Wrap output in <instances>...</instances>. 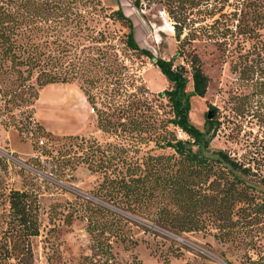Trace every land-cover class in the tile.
I'll use <instances>...</instances> for the list:
<instances>
[{
	"label": "trees",
	"instance_id": "trees-1",
	"mask_svg": "<svg viewBox=\"0 0 264 264\" xmlns=\"http://www.w3.org/2000/svg\"><path fill=\"white\" fill-rule=\"evenodd\" d=\"M121 1L114 0L116 9L110 10L108 17L127 29L125 48L148 58L168 83L166 89L152 94L155 101L147 97L148 91L142 86L125 89L126 67L108 46L85 47L79 53L74 51L73 56L62 46L58 48L60 54L53 56L50 67L41 71L36 82L41 90L50 84L71 82L69 74L99 81L105 91L109 90L105 92L107 111L97 112L101 130L124 141H139L134 142L135 150L136 143L147 142L159 149L172 150L171 154L146 153L132 159L130 145L107 143L102 152L96 147L83 158L89 171L101 174L100 182L91 192L96 200L117 206L151 230L159 226L177 233L214 229L215 238L228 237L234 215L251 205H259L249 191L254 186L248 177L254 172L225 150H211L207 131L199 130L189 120L190 98L204 97L209 82L191 45L193 40L202 38L220 49L236 43L242 51L245 49L242 46L249 43L241 57L245 61L251 57L247 71L253 75L255 68L264 62V0H235L230 11H224L225 3L230 5L227 0L215 4L210 0H126L139 12L144 2L158 3L171 18L177 49L170 60L157 58L138 44L134 38L135 24L125 14ZM98 7L101 9L99 0H0V91L5 78H11L12 82L22 80L37 66L43 52L42 43L35 39L41 38L43 45L50 46L55 41L51 40L53 37L62 39L60 27L67 23L81 29L87 23L86 17ZM177 57L185 65L174 64ZM190 80L192 90L188 91ZM19 85L9 92L3 91L7 102ZM39 91L34 94V105ZM83 92L90 104L89 96ZM161 99L168 110L160 114L155 102ZM36 125L52 136L37 121ZM209 125V129L213 128L211 120ZM172 128H178L187 139L177 138ZM0 167L5 169L4 165ZM65 203L58 209L49 206L46 215L52 228L48 232L60 223L69 226L74 220L83 221L90 251L100 257V264H116L112 242H119L124 248L137 245L130 225L137 224L129 216L83 196L75 195ZM42 223L39 194L32 182L24 180L21 189L1 187L0 259L15 261L9 264H30L31 241L40 235ZM138 227L148 232L146 227ZM91 258L85 256L81 264H97Z\"/></svg>",
	"mask_w": 264,
	"mask_h": 264
},
{
	"label": "rangeland",
	"instance_id": "rangeland-1",
	"mask_svg": "<svg viewBox=\"0 0 264 264\" xmlns=\"http://www.w3.org/2000/svg\"><path fill=\"white\" fill-rule=\"evenodd\" d=\"M99 1L101 9L98 7L97 11L86 17L87 23L81 29L66 23L65 27H60L62 39L53 37L51 40L55 41L50 46L43 45L45 43L41 38L35 39V42L42 43L39 44L43 55L36 61L37 66L32 68L30 76L15 82L8 77L1 85L3 91L9 92L20 84L8 102V97H4L3 91H0V166H5V169L0 167V189L4 186L21 189L24 180L32 182L39 194L41 206L43 223L40 235L31 241L33 257L29 260L30 264H81L85 256H92L93 262L100 264V257L93 256L90 251L89 235L83 221L74 220L69 226L60 223L48 232L52 228L46 215L49 206L54 205L58 209L66 201H72L75 195L89 198L96 204L127 215L137 224H130L133 236L138 239L136 246L124 248L119 242H112L111 251L116 264H263L264 62L257 68L254 67L256 72L253 75L247 71L251 57L245 61L241 54L244 55L249 43L242 46L245 48L242 51L241 46H236V43L220 49L213 42L202 38L193 40L191 45L209 82L204 97L190 98L189 120L199 130L207 131L206 138L211 150H225L236 161L249 165L254 172L248 177L254 186L253 191H249L255 196L254 202L259 205H251L234 215L228 237L215 238L214 229L177 233L159 226L151 230L139 218L92 196L91 192L100 182L101 174L89 171L83 158L96 147L102 152L107 143L130 145L129 157L132 159L141 158L146 153H172L170 148L159 149L152 142L136 143L138 149L135 150L134 142L139 141H124L111 132L101 130L97 112L107 111L105 92L109 90L105 91L104 84L88 77L69 74L67 78L71 82L52 85V88L73 96L75 103L72 105L71 119L59 117L56 120L53 110L47 111V106L52 101L51 96L47 95L51 89L40 90L41 86L37 84L36 78L42 70L50 67L53 56L60 54L58 48L62 46L70 56L85 47L113 48L111 51L118 54L126 67L123 74L125 89L142 86L148 91L147 97L152 101H155L152 94L168 87L163 75L148 58L125 48L127 29L108 17L110 10L116 9L114 0ZM217 1L210 0L212 4ZM227 2L230 5L225 3L224 11L232 10L235 0ZM121 5L125 14L133 19L134 38L138 44L157 58H174L177 41L174 38L173 21L162 6L144 2L139 12L126 0H122ZM59 45L61 47H55ZM173 62L185 65L180 57ZM242 70L244 74L241 75ZM260 71L262 74H259ZM187 90H192L191 80L187 84ZM38 91L40 94L34 105V94ZM83 91L90 98L89 108ZM155 103L159 106L160 114L168 110L164 99ZM208 110L213 115L210 119L206 117ZM84 116L85 125L73 134L71 123ZM37 118L52 136L37 127ZM210 120L214 125L209 129ZM172 129L177 138L187 139L178 128ZM146 224L151 226V223ZM138 226L146 227L148 232H143ZM169 247L171 251H167ZM9 262L15 263L13 260L0 259V264Z\"/></svg>",
	"mask_w": 264,
	"mask_h": 264
},
{
	"label": "crops",
	"instance_id": "crops-1",
	"mask_svg": "<svg viewBox=\"0 0 264 264\" xmlns=\"http://www.w3.org/2000/svg\"><path fill=\"white\" fill-rule=\"evenodd\" d=\"M52 85L53 84H50V85H47L44 87L45 89H51V90H49L47 95L51 96L52 101H51V103H49L50 105L48 104L47 111L51 112L53 110L56 120H58L59 117H61V118L68 117L69 119H71V113L73 110L72 105L70 103L71 97L64 92L59 91L57 88H52ZM85 99H86V96H85ZM86 103H87V106L89 108V104L87 102V99H86ZM66 113H67V115H66ZM38 118L36 120L37 122H38ZM85 123H86V116H84V118H82V119H78V120L73 121L71 123V125H72L71 128H72V130H74L73 134H76L85 125Z\"/></svg>",
	"mask_w": 264,
	"mask_h": 264
},
{
	"label": "water",
	"instance_id": "water-1",
	"mask_svg": "<svg viewBox=\"0 0 264 264\" xmlns=\"http://www.w3.org/2000/svg\"><path fill=\"white\" fill-rule=\"evenodd\" d=\"M211 116H212V111L208 110L206 114L207 119H210Z\"/></svg>",
	"mask_w": 264,
	"mask_h": 264
},
{
	"label": "bare ground",
	"instance_id": "bare-ground-1",
	"mask_svg": "<svg viewBox=\"0 0 264 264\" xmlns=\"http://www.w3.org/2000/svg\"><path fill=\"white\" fill-rule=\"evenodd\" d=\"M72 101H74V99H73V96H71V105H74L73 103H75V101L74 102H72ZM66 102V101H65ZM67 104V103H66ZM68 106V105H67ZM75 109V108H74ZM66 115H67V113H66Z\"/></svg>",
	"mask_w": 264,
	"mask_h": 264
}]
</instances>
